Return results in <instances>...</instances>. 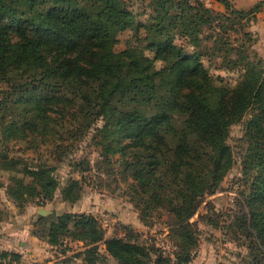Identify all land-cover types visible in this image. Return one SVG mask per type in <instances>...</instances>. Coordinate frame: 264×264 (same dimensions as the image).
Listing matches in <instances>:
<instances>
[{"label": "trees", "instance_id": "obj_1", "mask_svg": "<svg viewBox=\"0 0 264 264\" xmlns=\"http://www.w3.org/2000/svg\"><path fill=\"white\" fill-rule=\"evenodd\" d=\"M217 1L226 12L203 0H136L138 8L131 0H0V143L51 146L60 161L94 128L101 183L103 176L112 178L147 226H156L155 219L168 225L166 239L175 248L167 254L140 233L106 238L103 222L90 211L38 214L34 236L63 247L64 254L70 242H84L87 249L76 256L81 264L192 260L199 229L191 218L235 164L231 126L250 109L264 122V59L245 28L264 0L249 9ZM237 26L246 38L240 43L229 37ZM127 29L133 30L134 50L153 55L117 59L109 47ZM216 56L238 71L234 84L205 65L204 58ZM160 58L173 60L175 76L161 71ZM245 137L246 209L236 213L229 229L231 240L241 244L243 237L247 247L241 264H264L262 122L250 121ZM0 157L35 179L27 199L53 197L54 163H30L1 149ZM73 164L81 171L91 168L86 157ZM83 184L71 177L63 198L77 200ZM200 219L218 226L208 214ZM0 259L22 263L23 256L0 246Z\"/></svg>", "mask_w": 264, "mask_h": 264}, {"label": "rangeland", "instance_id": "obj_2", "mask_svg": "<svg viewBox=\"0 0 264 264\" xmlns=\"http://www.w3.org/2000/svg\"><path fill=\"white\" fill-rule=\"evenodd\" d=\"M134 1L136 0H131L132 3ZM203 1L218 11L226 12L224 5L217 0ZM259 1L231 0L233 5L239 9H249ZM134 3L137 7V2ZM256 15V18L251 20L249 24L246 23L245 28L253 39V49L264 59V5ZM230 34L229 37L234 43H240L246 39L240 26H237V29H231ZM178 42L181 43L182 40L180 39ZM136 45L133 30L127 29L120 32L118 42L110 46L109 49L117 59L122 61H127L129 55L139 59L144 54L153 55V52L150 50L136 52L134 50ZM172 62L173 60L171 59L160 58L157 60V65L163 73L175 76L176 69L173 67ZM204 63L212 74L223 76L231 84H234L235 79L238 78V71L229 70L223 66L220 56L204 58ZM1 95L0 93V99ZM250 121L262 122L264 125L258 111L250 109L240 122L234 123L231 126L228 142L234 151L235 164L225 176L221 186L214 193L205 195L197 212L191 218V221H197L198 223L199 246L202 240L205 241L214 237L218 238L221 244L228 243L224 246H218V252L223 259L219 264H241L242 258L247 252L246 245L242 244L244 241L243 237L240 238L241 244L231 240L232 231L229 229V225L233 223L236 213L242 208L246 209L243 193L247 190L248 185L243 172L242 160L247 148V139L245 137L246 125ZM101 124L102 122L98 121L95 126ZM94 131L95 129L91 128L84 140H81L73 151L64 153L60 161L55 160V155L50 150L51 146L42 144L39 149H36L27 142L18 140L0 143V149L7 151L12 156L27 158L30 163L49 161L56 165L54 172L49 175L56 182L54 195L51 199L43 202L40 197L27 199V194L29 191H32L31 185L36 184L35 179L32 180L30 176L25 174L21 166L14 165L0 157V181L4 183L0 185V242L5 246L9 245L6 247H14L13 249L23 250L26 248L24 250L26 255L23 257L22 264H81L79 258L76 256L88 247L82 241H72L69 244L70 246L68 245L69 250L67 254H64L63 247L53 246L34 236L32 230L40 207L48 211L47 215L52 213L62 214L67 211H90L95 213L104 224L106 238L120 235L119 233L123 231L120 227L121 221L127 225H134L136 228H145L147 226L145 222L140 221L139 212L133 203L129 201L128 196L123 194L122 189L117 187L116 182L112 181V178L103 176L106 181L101 183L96 164L99 150L91 143ZM83 157L89 159L91 167L85 171L77 169L73 164ZM71 177L80 179L84 183V187L78 190L79 197L73 202L63 198L64 189L69 184ZM206 214L218 226L200 219V216ZM154 221L156 226L147 227L160 229L157 233H148V231L144 232L143 230L123 231V233H140L149 241H154L157 246H161L167 254L173 255L175 247L166 239L170 227L163 221L157 219ZM139 224L141 226H138ZM161 231L166 233V235H163ZM254 239L258 242L255 235ZM22 241H25L23 247H21ZM161 241L168 242L170 247L164 248L162 244L158 245ZM154 257H157V252L154 254Z\"/></svg>", "mask_w": 264, "mask_h": 264}, {"label": "crops", "instance_id": "obj_3", "mask_svg": "<svg viewBox=\"0 0 264 264\" xmlns=\"http://www.w3.org/2000/svg\"><path fill=\"white\" fill-rule=\"evenodd\" d=\"M121 223L126 224L123 221H121ZM130 226L133 228L134 231H142L143 230L144 232L148 231V233L149 232L150 233H153V232L157 233V231L160 230V229H152V228H149L147 226L145 228H143V227L142 228L141 227L136 228L134 225H130ZM138 226H141V225L139 224ZM134 228H136V229H134ZM146 228H148V229H146ZM123 231L121 233H119L120 234L119 236H121V234L122 235L125 234V233H123ZM161 233H163V235H166V233H164L162 231H161ZM33 240H35V239H33ZM24 244H25V241H22L21 242V247H23ZM227 244H228L227 242L224 243V244H221V241H219L218 238H216V237H214L213 239L205 240V241L202 240L200 242V246L197 249V252H196L191 264H219L221 262V260H223V259H222V257L220 256V254L218 252L219 251L218 250V246L219 245H223L224 246V245H227ZM13 245H11V246H13ZM0 246H1V248H4V249H9V250H14V251L20 252L23 257L26 255L25 252H24V250L26 248L23 249V250L13 249L14 247H6V246H9V245L5 246L1 242H0Z\"/></svg>", "mask_w": 264, "mask_h": 264}, {"label": "built area", "instance_id": "obj_4", "mask_svg": "<svg viewBox=\"0 0 264 264\" xmlns=\"http://www.w3.org/2000/svg\"><path fill=\"white\" fill-rule=\"evenodd\" d=\"M158 236H160V235H158ZM159 238H160V237H159ZM160 244H162V246H163L164 248H166V247H170V245L168 244V242L161 241V243H158V245H160ZM196 252H197V250H196ZM196 252H195V254H196ZM194 256H195V255H194ZM193 258H194V257H193ZM193 258H192V260H193ZM192 260L189 261V262H187L186 264H191ZM0 262H1L2 264H9L8 261H6V260L1 261V259H0ZM10 264H22V263H18V262H16V261H13V262L10 263Z\"/></svg>", "mask_w": 264, "mask_h": 264}, {"label": "water", "instance_id": "obj_5", "mask_svg": "<svg viewBox=\"0 0 264 264\" xmlns=\"http://www.w3.org/2000/svg\"><path fill=\"white\" fill-rule=\"evenodd\" d=\"M48 211L46 209H44L43 207L39 208V214L41 215H47Z\"/></svg>", "mask_w": 264, "mask_h": 264}]
</instances>
